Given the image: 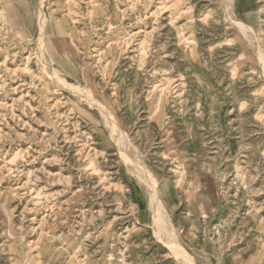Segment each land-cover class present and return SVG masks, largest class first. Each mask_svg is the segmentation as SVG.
<instances>
[{
	"label": "rangeland",
	"instance_id": "1",
	"mask_svg": "<svg viewBox=\"0 0 264 264\" xmlns=\"http://www.w3.org/2000/svg\"><path fill=\"white\" fill-rule=\"evenodd\" d=\"M260 50L264 0H0V264H264Z\"/></svg>",
	"mask_w": 264,
	"mask_h": 264
},
{
	"label": "bare ground",
	"instance_id": "2",
	"mask_svg": "<svg viewBox=\"0 0 264 264\" xmlns=\"http://www.w3.org/2000/svg\"><path fill=\"white\" fill-rule=\"evenodd\" d=\"M46 19V18H45ZM45 19H44V17L41 15V23H42V27H43V33L42 34H45L44 32V28H45V26H44V23H45ZM240 25V27H242V28H245L242 24H239ZM42 38V37H41ZM41 40V39H40ZM259 57H260V60H261V62H262V64H263V66H264V52L262 51V50H260L259 51ZM67 84V83H66ZM102 111L104 112V114H105V117H106V120H107V123L109 124V126H110V129H111V131H112V133H114L115 135H116V139L118 140V142H121L119 145L120 146H122L123 144H125L124 142H122V140H121V138L120 137H118L117 136V131L119 132V127H118V125H117V123L112 119V118H110V114L107 112V109L106 110H103V108H102ZM111 113V112H110ZM116 140V141H117ZM124 140H125V138H124ZM115 141V140H114ZM117 143V142H116ZM124 157H127V159L128 160H130V156L129 155H124ZM132 159V158H131ZM136 171L139 173V175L141 176V177H143V178H145L148 182H149V184L151 185V187H152V189H151V191H152V193H153V195H154V198L156 199V209H158V210H156V213L158 214V213H160L161 211H160V209H159V207L157 206V204L159 205V198H158V195H157V186H156V180H155V177L151 174V173H148L147 171H144L143 169H141L139 166H137L136 165ZM174 247V246H173ZM176 251V253L179 255L180 254V256L182 255L181 253H180V251H178V250H175ZM188 260V259H187ZM185 261V260H184ZM185 262H187V261H185ZM189 264V263H188ZM192 264V263H191Z\"/></svg>",
	"mask_w": 264,
	"mask_h": 264
}]
</instances>
